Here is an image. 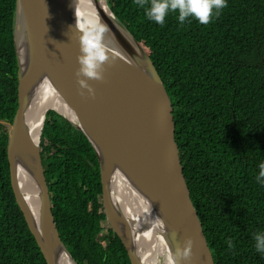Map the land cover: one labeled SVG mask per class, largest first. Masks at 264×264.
Here are the masks:
<instances>
[{"label":"trees","instance_id":"16d2710c","mask_svg":"<svg viewBox=\"0 0 264 264\" xmlns=\"http://www.w3.org/2000/svg\"><path fill=\"white\" fill-rule=\"evenodd\" d=\"M151 0H108L151 57L172 100L184 176L215 264H264V0H226L207 25L170 12L147 16ZM17 0H0V120L18 110L14 43ZM8 130L0 125V264H47L12 189ZM41 155L60 237L77 264H131L107 221L99 162L84 134L48 111ZM231 241L233 247L229 248Z\"/></svg>","mask_w":264,"mask_h":264},{"label":"water","instance_id":"95a60500","mask_svg":"<svg viewBox=\"0 0 264 264\" xmlns=\"http://www.w3.org/2000/svg\"><path fill=\"white\" fill-rule=\"evenodd\" d=\"M100 21L102 41L109 54L104 79L88 80L94 96L80 89L76 71L81 44L98 28L82 17L81 0H17L14 43L18 65V110L8 130V161L16 202L47 264H59L65 247L52 212L49 186L41 155V137L48 111L67 120L90 142L99 162L102 199L107 221L122 241L131 264H144L130 224L112 187L115 174L123 176L141 197L140 202L160 223L171 252L193 240L191 261L215 264L204 225L185 179L178 145L172 100L151 57L113 14L108 0H90ZM90 23V22H89ZM18 28L22 41L18 40ZM46 77L73 112L77 123L57 110L45 112L38 143L31 140L26 112L32 87ZM84 78V77H81ZM83 91L84 95L80 92ZM28 159V167L21 164ZM29 169L38 186L40 219L34 220L18 171ZM148 225L140 226L146 231Z\"/></svg>","mask_w":264,"mask_h":264},{"label":"bare ground","instance_id":"6f19581e","mask_svg":"<svg viewBox=\"0 0 264 264\" xmlns=\"http://www.w3.org/2000/svg\"><path fill=\"white\" fill-rule=\"evenodd\" d=\"M83 8L82 17L90 26L100 27L98 15L90 0H81ZM90 22V23H89ZM18 40L22 41V31L18 28ZM54 109L65 115L73 122L77 120L67 106L65 101L56 91L53 84L43 77L31 90V101L26 112L28 133L32 141L38 143L43 117L46 111ZM21 164L28 167V159L24 158ZM25 167L18 171L21 190L26 197L28 206L36 222L40 219V205L38 196V186L33 179L32 172ZM112 187L116 194L118 204L122 210L124 222L130 224L134 233V240L138 245V254L144 264H168L169 254L172 253L167 241L162 233V229L156 216L143 206L141 197L134 191L128 181L121 175L115 174L112 180ZM147 224L146 231H139L140 226ZM59 264H74L66 251L59 255Z\"/></svg>","mask_w":264,"mask_h":264},{"label":"clouds","instance_id":"9594fccd","mask_svg":"<svg viewBox=\"0 0 264 264\" xmlns=\"http://www.w3.org/2000/svg\"><path fill=\"white\" fill-rule=\"evenodd\" d=\"M143 7L147 0H135ZM227 7L226 0H151L150 7L147 9V16L150 20L163 25L166 16L172 13H178L181 24L189 17H193L199 23L207 25L213 18L214 10ZM103 29L94 28L89 36L85 37L81 44V55L77 60L80 65L76 71L77 83L80 89H87L89 95L94 96V89L88 84V80L101 81L104 79V65L110 59L107 49L102 41ZM84 77V78H81ZM84 95V92H80ZM260 174L258 180H264V164L260 165ZM255 246L258 252L264 253V232H257L254 236ZM229 248L233 245L228 242ZM193 240L188 237L184 240L182 247H177L174 253H170L168 264H181V261H191L193 252Z\"/></svg>","mask_w":264,"mask_h":264}]
</instances>
